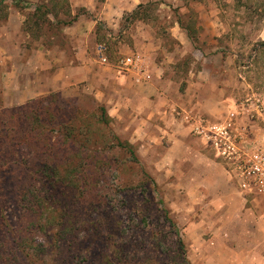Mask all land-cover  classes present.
Segmentation results:
<instances>
[{
	"label": "crops",
	"instance_id": "0c3cea01",
	"mask_svg": "<svg viewBox=\"0 0 264 264\" xmlns=\"http://www.w3.org/2000/svg\"><path fill=\"white\" fill-rule=\"evenodd\" d=\"M151 1L69 0L68 20L76 17L62 29L71 44L69 59L67 50L45 46L42 33L36 36L32 32L30 13L41 4L35 0L26 3V102L73 90L92 96L105 107L118 135L136 147L147 169L159 170V177L170 179L166 187L173 196L167 200H179L189 212L179 217L186 221L184 226L191 221L194 232L212 235L205 244L202 264H264V197L242 192L238 181L193 134L182 115L197 112L219 121L248 98L264 105V87L236 78L242 69L252 73L256 69L238 66V54L232 53L228 67L223 65L228 61H223L224 54L217 47L194 52L201 69L189 68L179 81L178 74L183 75L178 66L180 56L167 51L150 20L130 17L140 5ZM17 14L10 13L0 25V40L5 42L20 33L25 22L18 20ZM127 16L129 28L122 30ZM49 19L55 22L57 18L50 14ZM208 27L214 28V37L221 36L217 31L223 24L217 17L208 21ZM169 31L186 51L193 47L183 23L175 22ZM134 53L145 57L152 76L149 82H138L136 73L118 69L116 60ZM4 54L5 50L0 51V59ZM223 70L231 74L226 82L220 78ZM260 72H264L263 67ZM242 87L246 88V98H240L245 93ZM255 117L254 123L248 124L253 132L251 140L264 145V113Z\"/></svg>",
	"mask_w": 264,
	"mask_h": 264
},
{
	"label": "rangeland",
	"instance_id": "374dc122",
	"mask_svg": "<svg viewBox=\"0 0 264 264\" xmlns=\"http://www.w3.org/2000/svg\"><path fill=\"white\" fill-rule=\"evenodd\" d=\"M35 1L46 5L53 11V16L57 13L62 15L61 20L69 19L66 8L69 0ZM26 3L32 4L30 0H6L0 3V25L5 23L10 13H19L18 20L25 22ZM214 7L217 10H214ZM141 14L158 29L159 38L164 42L167 51L180 56L178 66L183 75L178 74L179 81L186 77L189 68L193 71L201 69V63L194 56V52L204 49L213 51L217 47L224 54L223 61H228L223 65L228 67L230 63L228 56L232 53L238 54L236 58L238 66L252 65L251 68L256 69L253 73L247 72L248 69H242L236 78L245 83L250 82L264 87V72H260V69L264 68L262 40L264 0H152ZM214 17L223 24L217 31L221 34L220 37H214L211 32L214 28L208 27V21ZM177 21L188 28L192 38L193 47L187 51L172 39L170 34V28ZM128 23L129 16L126 17L121 29H128ZM47 25H44L41 31L46 41L45 46L52 48L60 46L67 52L71 50L68 48L71 44L64 31L60 33L56 28ZM32 32L38 36L36 28L33 27ZM119 36L121 35H118V38ZM121 37L126 39L125 35ZM0 48L1 52L5 50L7 54L2 56L5 58L0 59V110L23 106L28 102H26V22L17 36H10L5 42L1 39ZM182 53H185L183 57ZM67 56V59L71 57L69 52ZM122 58L124 57L117 60L115 58L116 63ZM223 74L220 76L221 80L228 81L231 74L226 75L224 70ZM184 85L186 86L185 82ZM245 89L242 87L245 93L240 98L247 97ZM61 95L64 99L77 104L92 105L93 98L86 93L73 90ZM263 113L252 110L251 122L254 123L255 116ZM195 114L204 117L200 113ZM223 119L224 116L219 121ZM112 129L114 133L119 134L116 124L112 123ZM39 144L28 145L23 149L26 153V164L18 166L14 164L15 162L8 161L5 169L0 168V264H108L109 259H106V256L111 254L112 245L116 242H119L120 246L125 243L124 249L131 264L148 262L167 264L165 259H156L157 254L153 246L160 238L158 242H161L165 250L174 247L170 229L161 223L162 208L168 209L177 223L191 263L202 264L205 244L212 235L194 232V229L190 228L191 221H187L184 226L186 221L179 217L186 216L184 214L189 212L183 210L184 206L178 202L179 200L174 203L167 200L173 196V191L166 187L170 179L168 180L166 175L159 177L161 173L159 170L147 169L144 161L141 160L137 165L128 155L110 149H107L105 156L109 164L102 174L96 173L89 192L84 191L83 194L80 190L72 197L64 198L63 202L68 207L70 214L68 216L74 224V229L63 239H58L57 227L54 225L57 219L54 213L41 210L39 214L36 210L26 209L28 203L26 192H31V197L44 198L47 189L39 180L33 183L28 178L31 169L43 156L42 145ZM94 169L95 165L92 170L95 171ZM150 178L157 185L156 190ZM173 204L176 206L175 210L170 206ZM93 232L100 233L99 241H93ZM111 232L113 233L109 242L107 237ZM120 233L123 235L122 238L119 237ZM70 246H73L72 249Z\"/></svg>",
	"mask_w": 264,
	"mask_h": 264
},
{
	"label": "trees",
	"instance_id": "16d2710c",
	"mask_svg": "<svg viewBox=\"0 0 264 264\" xmlns=\"http://www.w3.org/2000/svg\"><path fill=\"white\" fill-rule=\"evenodd\" d=\"M5 1L0 0V3ZM144 9L145 6L140 5L130 17L143 19L141 11ZM52 12L46 5L36 7L30 15L31 28H36L40 34V30L48 24L47 26L51 25L50 28H56L61 33L66 25L76 20L74 17L64 21L58 19V14L55 13L57 19L53 22L48 20ZM91 102L92 105L77 104L64 99L61 93H50L30 100L23 106L0 110V168L5 169L8 161H13L18 166L26 164V153L23 149L36 143L42 145V159L36 162L28 178L33 183L39 180L47 189L44 198L31 197V192H26V209L36 210L39 214L41 210L54 213L57 220L53 223L57 227L58 239H63L74 229L68 216V207L63 202L64 198L72 197L80 190L83 194L89 192L96 173L102 174L109 164L105 157L107 149L128 155L137 165L141 161L136 147L113 132L112 120L105 107L94 98ZM93 165L95 171L92 170ZM150 179L156 190L157 185ZM161 217V223L170 229L174 247L165 250L161 242H158L160 238H156L157 242L153 244L156 259H165L167 264H192L186 243L169 210L162 208ZM112 233L107 237L109 242ZM113 237L116 238L114 235ZM119 237L122 238L123 235L120 233ZM92 238L93 241H99L101 235L93 232ZM124 247L125 243L122 246L119 242L112 245L113 251L106 256L109 259L108 264H131Z\"/></svg>",
	"mask_w": 264,
	"mask_h": 264
},
{
	"label": "built area",
	"instance_id": "2783aa9c",
	"mask_svg": "<svg viewBox=\"0 0 264 264\" xmlns=\"http://www.w3.org/2000/svg\"><path fill=\"white\" fill-rule=\"evenodd\" d=\"M117 67L121 71L136 73L138 82H149L152 78L149 65L140 53L120 59ZM254 109L258 113L264 112L260 100L248 99L240 103L222 121L213 122L193 112L182 115L192 126L193 134L214 152L238 181L241 191L264 197V145L251 140L253 132L248 125L253 120L251 111Z\"/></svg>",
	"mask_w": 264,
	"mask_h": 264
}]
</instances>
